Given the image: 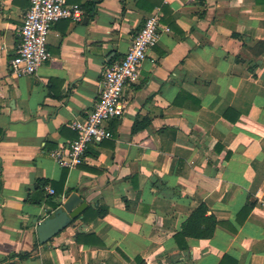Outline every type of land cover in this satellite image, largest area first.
Listing matches in <instances>:
<instances>
[{
	"label": "crops",
	"instance_id": "0c3cea01",
	"mask_svg": "<svg viewBox=\"0 0 264 264\" xmlns=\"http://www.w3.org/2000/svg\"><path fill=\"white\" fill-rule=\"evenodd\" d=\"M68 3L83 21L56 23L51 60L20 76L30 1L0 0V264H264V0ZM157 9L160 41L113 139L62 167L53 151L77 138L71 123ZM72 194L87 208L41 244L39 225ZM201 206L218 222L209 238L184 233Z\"/></svg>",
	"mask_w": 264,
	"mask_h": 264
},
{
	"label": "built area",
	"instance_id": "2783aa9c",
	"mask_svg": "<svg viewBox=\"0 0 264 264\" xmlns=\"http://www.w3.org/2000/svg\"><path fill=\"white\" fill-rule=\"evenodd\" d=\"M29 1L30 9L20 29L21 43L11 61L12 72L20 76L35 75L43 64L51 60L48 43L56 23L65 19L82 22L85 15L81 5L69 4L68 0ZM161 20L162 11L157 9L133 37L124 58L106 69L99 99L86 120H75L70 125L77 132V138L52 153L59 165L68 169L83 165L91 144L113 139L108 123L123 117L127 106L124 90L139 83L141 68L160 41L161 29L164 28ZM48 192L56 194L50 187ZM260 206L264 209V198L260 199Z\"/></svg>",
	"mask_w": 264,
	"mask_h": 264
},
{
	"label": "water",
	"instance_id": "95a60500",
	"mask_svg": "<svg viewBox=\"0 0 264 264\" xmlns=\"http://www.w3.org/2000/svg\"><path fill=\"white\" fill-rule=\"evenodd\" d=\"M86 208L87 203L84 198L78 194H72L59 209L39 225L38 236L40 243L49 244L73 220L80 217Z\"/></svg>",
	"mask_w": 264,
	"mask_h": 264
},
{
	"label": "trees",
	"instance_id": "16d2710c",
	"mask_svg": "<svg viewBox=\"0 0 264 264\" xmlns=\"http://www.w3.org/2000/svg\"><path fill=\"white\" fill-rule=\"evenodd\" d=\"M207 212V208L205 206H201L200 208H198L193 215L189 218L187 224L185 225V229H184V233H186L187 231H189L190 228L193 227V229H195V225H197L198 227V231L197 230H191L189 234H193L195 237L197 238H209L213 235L214 230L218 224L216 219H203L204 216L206 215ZM205 220V221H204ZM203 221L207 224L206 227H204V229L202 228V224ZM192 231H194V233H192ZM197 231V232H196ZM22 258H26L28 256H30V254L25 253L24 255H20Z\"/></svg>",
	"mask_w": 264,
	"mask_h": 264
}]
</instances>
